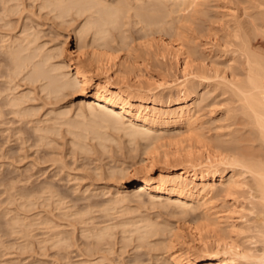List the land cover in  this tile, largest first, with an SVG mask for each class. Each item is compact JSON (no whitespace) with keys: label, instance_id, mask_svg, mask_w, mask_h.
I'll return each mask as SVG.
<instances>
[{"label":"bare ground","instance_id":"obj_1","mask_svg":"<svg viewBox=\"0 0 264 264\" xmlns=\"http://www.w3.org/2000/svg\"><path fill=\"white\" fill-rule=\"evenodd\" d=\"M9 1H13V5L7 2V8L1 9L3 15L0 14L9 17L8 21L27 6L26 0ZM33 2H38V9L34 4L38 13L47 11L46 15L53 14L61 24L80 23L75 24L78 25L75 29L77 51L67 49L66 39L46 50L48 42H39L42 34L37 30V23L31 26L29 22L25 27L23 24L20 35L15 32L13 36L11 30L10 35L5 33L0 40V77L8 78L9 86L4 88L6 94L0 96L4 97L0 114L2 106L22 117L37 114L38 107L30 104L37 99V92L44 93L50 101L64 96L66 91L92 89L91 102L84 99V106L75 118L58 111L61 113H54L56 116L46 118L43 126H37L35 132H39L40 141L49 145L55 140L52 135L61 136L66 132L72 137L71 144L68 139L71 154L89 153L94 147L99 153L100 149L106 152L110 143L143 145L146 157L137 163L139 167L130 171L127 167L118 168L122 178H130L138 184L137 190L115 193L117 197L111 199V209L116 210L131 198L138 199L142 205L158 204L169 209L171 216L190 217V223L185 222L190 226L192 239L186 240L181 225L174 228L167 222L160 224L150 218L124 223L123 232L137 235L142 243L148 244L152 237L170 234L169 243L165 245L164 238L161 244L171 253L157 255V264H264V0ZM12 22L4 23L8 27ZM128 26H132V30L138 28L141 41H145L135 44L136 39H130L125 30ZM114 31L118 33L116 46L112 45L116 42ZM157 34L168 36L170 41L161 39L152 43L155 41L152 37ZM154 44L160 46L161 53L163 51L166 58L168 55L179 71L188 72L183 82H177L179 90L175 95L157 93L152 88L155 84L150 82L146 86V81L145 85L141 81L138 50H150ZM122 52L125 55L119 64L117 54ZM211 96L214 100L224 99L210 103ZM216 103L225 104L226 109L223 118L213 119L210 127L207 126L210 123L204 121L203 112ZM212 131L216 133L211 135ZM157 161L181 164L155 176V172L148 169ZM115 169L109 170L111 177L117 173ZM48 189L45 192H49ZM52 191L51 197L61 198V194L56 196L59 191ZM41 220L44 228L54 227L51 219L43 217ZM22 225L23 230L29 231L36 224L29 221ZM116 226L105 224L93 237L98 242L112 238ZM53 238L56 244L67 242V238H59L58 233ZM181 240L188 245L186 253L180 248L172 251ZM99 244L98 247L102 243ZM94 249H98L96 245ZM103 250L99 252L105 254Z\"/></svg>","mask_w":264,"mask_h":264},{"label":"rangeland","instance_id":"obj_2","mask_svg":"<svg viewBox=\"0 0 264 264\" xmlns=\"http://www.w3.org/2000/svg\"><path fill=\"white\" fill-rule=\"evenodd\" d=\"M110 1L112 2L114 0ZM7 2H9L10 6L11 3L13 5V1L10 3L9 0H0V14L4 11H1V9L5 6V8H7ZM28 3H31L30 7ZM37 3L38 2L32 3V0H26L25 5L27 6L24 10L26 12L22 11L20 14L12 15L13 17L11 16L9 21V17L7 19V17L1 16L3 15L2 13L0 15V18H2V20H0V40L4 37L5 33L6 35L12 33L14 36L15 34L13 33L16 32V35H20L25 24L29 26L30 22L31 26H35L37 23V30L42 34L41 41L39 42L43 44L48 42L46 50L55 48V45H59L66 39L67 49L72 52L77 51L75 29L80 23L77 22L78 25H75L77 23H71L73 25L69 23H67V25L65 23L61 24L62 21L60 22V20L54 19V17H52L53 14L46 15L47 11L40 12L39 10L38 13V10H35L34 8V4L37 6ZM31 5L33 7H31ZM36 9H38V6ZM27 13L29 15H27ZM5 18L7 20H5ZM69 20L70 19H68V21ZM10 21H13L11 25L8 27L5 26L4 22ZM132 28V26H128L125 30L127 31L128 36H130V39H136L135 44H138V42L141 41V35L137 32L138 28H134L133 30ZM44 34L46 35L44 36ZM113 34L115 35L116 42L112 43V45L116 46L118 41L116 35L118 33L114 31ZM152 38L155 39V41H153L154 39L152 40V43H157V41L160 42L162 40L165 42L170 41V38L164 34H157ZM143 41L145 40H142L140 43H143ZM156 46L157 44H154L150 50H138V55L142 58L138 59V61H140L139 63H141L139 64L140 73L138 72L141 76V81L143 82V85H145L144 83L146 81V86L151 83L155 84L152 88H155L157 93H162L163 95L168 96L173 92L172 94L175 95L179 90V86L177 85L186 79V73L188 72L179 71L177 69L178 66L171 62V58L168 55L166 58L163 51L161 53V50L158 49L160 46ZM110 53L112 55L114 54L113 51ZM160 54H163V57ZM165 54L167 53L165 52ZM117 55H119V60L116 58V61L118 60V63L120 64L123 61L121 58L124 57L125 52ZM113 56H116V53ZM8 81V78L6 79L5 76L0 77V96L6 94L5 89L9 86ZM177 82L179 84H177ZM5 83L7 85H5ZM171 85H174L173 88ZM176 86L177 88H175ZM169 88L171 89L169 90ZM1 89H4V91ZM22 89L27 88L22 87ZM168 90L172 91L169 92ZM208 91H210V89ZM35 94L40 98L34 96ZM35 94H33V97H36L37 101L32 100L30 104L32 103L31 106H33V108L38 107V112L33 116H18L11 113V110L8 107H1L3 113L0 114V264H157V255L164 254L160 255L161 257L165 256V253H167V256L171 253V250H169V253L166 252L168 250L162 248L161 244V240H164V238L166 239L164 244L166 245L169 243L168 241H170L169 238L171 237L170 234L165 237L157 235V237H154L155 239L152 237L149 239L148 244L142 243L137 238V235H130L129 233L125 234L123 232L124 223H137L147 218L153 219L160 224L167 222L173 225L174 228H177V225H181L180 228L183 229L186 240L191 241L192 238L189 234L191 229H189L190 226L188 224L190 223V217L188 219V217L183 218L178 217V215L171 216V211L169 209L162 208L161 206L159 207L158 204L155 206L148 203L142 205V203H139L138 199L131 198L123 204H120L116 210L111 209L112 206L110 201H112L111 199H113L116 194L119 192L122 193L125 189H127V191L137 190L138 184L130 180V178H122L123 176L118 172V168L121 167L123 169L124 167H127L126 169L130 171L132 168L139 167L137 163L139 161V163H141V160L146 157V154H144L145 147L143 145H138L139 147L141 146L139 149L137 145L127 144V142L125 143L127 146L124 145V143H122L124 146L121 144L123 147L120 145L115 146L113 143H110L111 146L106 152L99 148V153V150H96L98 148L94 147V150L89 153L82 154L80 151H76L71 154L72 148H69L68 142L70 140L71 144L72 137L67 135L64 127L62 129L66 134L63 133L61 136L52 135L55 140H53L51 144L45 145L40 141L39 132H35V128L37 126H43V121L53 118L56 114L63 111L67 113V117L75 118L80 108L84 106L83 100L85 99L84 101L91 102L92 89L89 88L85 92L66 91L64 96H61L58 99H50V101L46 98L44 93L40 94L37 92ZM42 95L44 96L43 99L41 98L43 97ZM3 96L0 98V102L4 99ZM213 97L214 96H211L209 98L208 101L210 103L216 100L220 102V100L224 99L223 97H220L214 100ZM45 99L48 100L45 101ZM30 104L28 103L27 106H30ZM221 104H213L203 112L204 121L210 123V125L207 126L212 127L213 119L223 118V111L226 108L225 104ZM54 113L56 114L53 115ZM213 126L215 127V125ZM215 133V131H212L211 135H214ZM94 144H96V142H94L93 145ZM118 146L122 148L119 150L120 147ZM142 147L144 149H141ZM127 149L131 151H128L129 153H127ZM110 150L113 151L110 153ZM94 153L95 155H93ZM162 163L160 161L155 162L150 168L151 170L148 169V171L155 172L154 175L157 176L160 171L167 169L168 167H179V164H181L176 162V164L171 163L170 165L168 164V166L167 164ZM95 167H97V169ZM114 168H116L115 171L117 170V173L111 177L109 174H111ZM47 189L50 191L53 190L52 192L54 193H56L55 191H59L60 193L57 192L58 194H56V196L61 194V203H57L60 199L51 197L50 191L45 192ZM42 191H44L45 194ZM116 197L117 196H115V198ZM47 198L49 200H46ZM106 208H109L112 212L106 210ZM46 210L49 211V213L47 211L48 214L45 212ZM43 217L44 219L46 217L54 221L52 223L54 229L51 228L48 230L40 224L42 221L41 218L43 219ZM17 220L22 221L17 222ZM86 220L87 223L85 222ZM29 221H32L36 225L29 231L23 230L24 228L22 227V224ZM185 221L188 223L186 224ZM104 223L106 225H112L113 223V225H117L116 227L118 228L115 229V233L113 232L112 238H106L105 240L100 241L101 244L95 237H93V235L99 227L105 225ZM190 225L193 227V223ZM85 228L87 231H85ZM57 233L59 238H67V242L65 241L62 244H56V238L54 239L53 237H55ZM50 235L53 239H50ZM130 236H132L133 239H129ZM47 238L49 239L47 240ZM44 239L47 241L43 242L42 240ZM154 241L156 244H159V246H155ZM97 244L100 245V248ZM186 244L187 243H184L183 240H181L176 244L177 246H175L172 251L175 250V248H180L181 251L186 253V248L188 246ZM94 245H96L98 249H104L103 251L105 254L99 252L102 249L99 251L98 249L95 250ZM155 248H158L159 250L157 251ZM93 249L97 251V254ZM105 249L108 250L105 252ZM99 253L101 255H99Z\"/></svg>","mask_w":264,"mask_h":264}]
</instances>
